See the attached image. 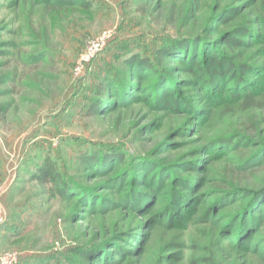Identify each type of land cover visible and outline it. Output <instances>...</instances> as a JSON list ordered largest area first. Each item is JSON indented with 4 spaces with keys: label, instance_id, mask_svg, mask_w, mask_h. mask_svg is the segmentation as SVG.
Masks as SVG:
<instances>
[{
    "label": "rangeland",
    "instance_id": "1",
    "mask_svg": "<svg viewBox=\"0 0 264 264\" xmlns=\"http://www.w3.org/2000/svg\"><path fill=\"white\" fill-rule=\"evenodd\" d=\"M84 1L89 11L53 15L38 0H0V80L7 77L0 81V257L15 256L13 264H264V194L256 227L241 239L236 229L251 195L264 190V108L243 111L241 98H230L233 80L210 96L196 69L187 72L172 55L156 60L176 40L201 38L213 52L200 46L196 63L215 52L252 66L249 93L264 103V72L256 68H264V0ZM240 25L252 35L226 47ZM105 38L78 72L89 46ZM131 55L157 61V76L126 74ZM108 76L137 85L133 102L118 105L111 95L113 106L88 114ZM159 92L169 107L157 103ZM107 149L122 159L101 169L82 162ZM45 159L75 187L68 196L58 194L59 183L31 178ZM133 183L142 193L156 190L146 204H127ZM178 199L188 206L176 212L180 224L165 211ZM76 250L89 257L74 258Z\"/></svg>",
    "mask_w": 264,
    "mask_h": 264
},
{
    "label": "trees",
    "instance_id": "2",
    "mask_svg": "<svg viewBox=\"0 0 264 264\" xmlns=\"http://www.w3.org/2000/svg\"><path fill=\"white\" fill-rule=\"evenodd\" d=\"M39 4L44 5V7L53 15L59 14L60 12H70L72 9H81L83 11H89L91 8V5L89 2H86L84 0H38ZM236 9L233 10V12L236 13ZM224 20V19H223ZM227 20V19H225ZM223 22V21H222ZM251 31L248 28L247 25H240L237 27L232 34L227 36L224 45L226 47H230V49H234L235 47H238L243 43L242 37L244 36H251ZM208 44L203 39L198 37H187L182 38L179 40H176L171 43V45H167L162 47L160 50L156 52V55L158 58L156 59L158 62H161L164 58H169L171 55L173 57L178 58L179 62H182L181 65L184 66L187 70V72L193 73L194 69H196L197 74L195 76L202 78V84L207 89L208 95L218 94V92H214L212 89L213 86L220 85L224 83L227 80L232 81L233 80V86L232 91L233 94L230 96L231 99H238L241 98L240 103H237L241 106L243 111H250L254 109H262L264 108V103L262 104H255L256 98L253 93H249L253 91V88L255 87L254 84L249 82L248 76L246 75L249 70H251L252 66H245V65H236L234 61L228 60L225 56H221L220 58L213 57L214 53L211 55H208V53L204 54L203 60L201 61L202 66L199 63H196V55H197V49L202 46V52L204 49L208 46ZM243 45V44H242ZM8 46L12 48H16V43H9ZM207 51L210 53L213 52L212 50H209V47L206 48ZM5 53H0V56L4 55ZM33 59V58H32ZM157 61L156 63H152L151 60L139 57L138 55H131L129 58L124 59V66L126 68L125 73L128 72L131 73L133 76L136 77V79L144 78L145 76L149 74H158V67H157ZM259 69V73L264 72L263 67H256ZM238 69H242L241 72L238 73ZM261 70V72H260ZM251 71H254L255 69H252ZM131 75V76H132ZM262 75V74H261ZM159 76V75H158ZM247 76V77H246ZM263 76V75H262ZM7 77H2L0 81L5 80ZM107 90L104 91H97V98L94 99L87 111L88 114H97L100 111L104 110L105 108L109 106H113V101L109 102L108 98L109 96H114L116 99V103L118 105H125L127 103L133 102L134 96L132 94L135 93V91L138 90V87L136 84H131L126 79L120 80L115 77L108 76L107 77ZM161 81V77L159 79ZM156 85V84H155ZM158 87V86H157ZM163 87V86H162ZM161 85H159L158 88H162ZM209 89V91H208ZM213 93V94H212ZM109 94V95H108ZM167 95L165 93H158L154 96L155 100L158 104H162L167 108L168 106V100ZM218 102V101H216ZM236 102V101H235ZM156 103V104H157ZM217 142H226L225 140H219ZM216 142V143H217ZM121 160L122 155H119L115 152V150H104L103 152L97 151L90 155H85L82 158V162L85 165H91V167L96 168H103L104 164L105 166L107 163H110L111 160ZM255 163V162H253ZM109 168V167H108ZM60 174L56 171L55 164L53 161L49 159H45L43 162L42 167H39L36 173L31 176V178H34L39 183L42 184H54L59 183V188L57 190L58 194L61 197L68 196L72 189H75V187H72L69 183L66 181H63L62 178H60ZM136 183V180L133 179ZM135 183H133V193H131V196H128V205L135 204L136 202H141L142 205L147 203V198L151 194H153L156 190L153 188L151 192L142 193L139 192L135 187ZM132 184V183H131ZM137 185V184H136ZM158 189V188H157ZM264 194V190L256 192L251 195L250 203L247 207L242 209V212L240 213L237 223L239 227L236 229H240L241 233L239 232L240 239L245 234L246 229H254L256 227V222L262 216V211H259L256 207V202L258 201V197L260 195ZM82 196V195H81ZM87 197V196H86ZM85 197V198H86ZM84 198V195L82 196ZM90 201H92L91 197H87ZM179 200V199H178ZM83 201V200H82ZM87 201V200H86ZM186 202V203H185ZM169 205V204H168ZM166 206L165 211H167L168 215V221H172L174 223L180 224L179 219H181L180 213L177 210H181L182 213L188 212V209L186 207L187 201H182L181 199L178 201V204L175 202H171L169 206ZM102 208V206H100ZM100 208V209H101ZM176 210V211H174ZM257 229L254 231L256 232ZM238 242V240H237ZM242 243V242H241ZM103 250V249H102ZM90 251V250H88ZM73 257L77 258H88L87 251L80 250V251H73ZM87 256V257H86ZM75 260V259H74ZM71 258L67 259V264H80L78 260L74 261Z\"/></svg>",
    "mask_w": 264,
    "mask_h": 264
},
{
    "label": "built area",
    "instance_id": "3",
    "mask_svg": "<svg viewBox=\"0 0 264 264\" xmlns=\"http://www.w3.org/2000/svg\"><path fill=\"white\" fill-rule=\"evenodd\" d=\"M107 38L102 40L100 43L101 45L98 46H89L87 51L84 53V55L81 57L80 62L78 63L76 70L80 72L85 64H87L92 58H94V55L98 54L101 51V48L104 45V42ZM2 224V220L0 219V225ZM16 260L15 256H8V257H0V264H13Z\"/></svg>",
    "mask_w": 264,
    "mask_h": 264
}]
</instances>
